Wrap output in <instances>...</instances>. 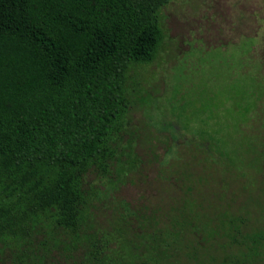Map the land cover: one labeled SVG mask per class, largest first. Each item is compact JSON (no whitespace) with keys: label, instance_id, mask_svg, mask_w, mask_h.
Segmentation results:
<instances>
[{"label":"trees","instance_id":"1","mask_svg":"<svg viewBox=\"0 0 264 264\" xmlns=\"http://www.w3.org/2000/svg\"><path fill=\"white\" fill-rule=\"evenodd\" d=\"M169 1L0 0V254L8 264H181L200 260L201 243L238 234L260 254L264 226L241 233L264 219V191L244 183L238 208L234 198L215 204L227 181L205 167L184 170L180 155L154 200L131 204L113 196L116 182L83 183L127 106V68L157 54ZM242 135L249 142L237 159L207 151L244 175L261 161L255 137Z\"/></svg>","mask_w":264,"mask_h":264},{"label":"rangeland","instance_id":"2","mask_svg":"<svg viewBox=\"0 0 264 264\" xmlns=\"http://www.w3.org/2000/svg\"><path fill=\"white\" fill-rule=\"evenodd\" d=\"M159 18L164 35L157 54L127 68V106L106 155L90 165L83 183L116 182L113 196L131 204L154 200L167 186L165 169L180 155L184 170L205 167L225 179L228 193L213 202L234 198L238 208L247 195L237 196L242 184L256 194L264 191V0H170ZM242 131L257 140L253 156L261 161L260 169L243 167L244 175L236 165L219 167L207 151L213 147L221 160L237 159L238 148L249 142ZM251 204L258 207L254 198ZM260 221L252 220L241 234L264 226ZM229 237L201 243L200 260L185 257L181 264H264L263 241L255 255L251 241ZM4 255L0 264H8Z\"/></svg>","mask_w":264,"mask_h":264}]
</instances>
